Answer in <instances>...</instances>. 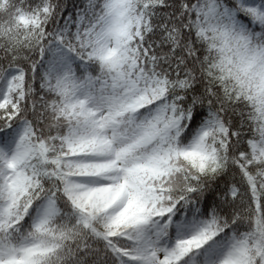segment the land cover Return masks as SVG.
Returning a JSON list of instances; mask_svg holds the SVG:
<instances>
[{"label": "snow or ice", "instance_id": "1", "mask_svg": "<svg viewBox=\"0 0 264 264\" xmlns=\"http://www.w3.org/2000/svg\"><path fill=\"white\" fill-rule=\"evenodd\" d=\"M0 264H264V0H0Z\"/></svg>", "mask_w": 264, "mask_h": 264}]
</instances>
